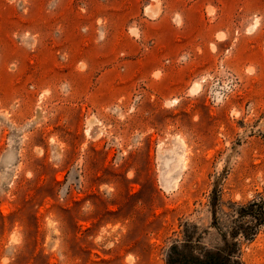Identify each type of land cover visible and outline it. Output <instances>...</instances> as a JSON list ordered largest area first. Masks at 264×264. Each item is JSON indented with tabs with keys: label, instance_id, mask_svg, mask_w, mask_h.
I'll use <instances>...</instances> for the list:
<instances>
[{
	"label": "rangeland",
	"instance_id": "374dc122",
	"mask_svg": "<svg viewBox=\"0 0 264 264\" xmlns=\"http://www.w3.org/2000/svg\"><path fill=\"white\" fill-rule=\"evenodd\" d=\"M5 2L0 264H166L186 236L264 264V225L231 238L264 201V0H138L116 29L36 34Z\"/></svg>",
	"mask_w": 264,
	"mask_h": 264
},
{
	"label": "crops",
	"instance_id": "0c3cea01",
	"mask_svg": "<svg viewBox=\"0 0 264 264\" xmlns=\"http://www.w3.org/2000/svg\"><path fill=\"white\" fill-rule=\"evenodd\" d=\"M6 0H0V15H5ZM24 1V0H23ZM18 3L15 7L20 12L21 8H28V28L33 33H48L54 30L71 32L81 27L93 26V24L103 19L108 21L107 28L116 29L119 26L127 25L130 18L139 12L138 0H26ZM79 2L86 4V14L80 11ZM195 9L192 5L181 12L184 16L194 15ZM86 19V21H85ZM190 23V19H187ZM3 22V20H2ZM19 21H16V23ZM17 23V24H18ZM21 29V28H20ZM111 45H109L110 47ZM174 51V50H173ZM159 61L160 56L155 57Z\"/></svg>",
	"mask_w": 264,
	"mask_h": 264
},
{
	"label": "trees",
	"instance_id": "16d2710c",
	"mask_svg": "<svg viewBox=\"0 0 264 264\" xmlns=\"http://www.w3.org/2000/svg\"><path fill=\"white\" fill-rule=\"evenodd\" d=\"M252 217L256 221L254 227L240 226L231 235L234 240L240 234L247 240H252L259 228L264 225V201H256L248 207L241 209L240 217ZM183 242L174 243L167 254L166 264H241L238 257V244L236 241L230 242L228 236L224 237V247L216 250L199 248L197 242L191 236H186Z\"/></svg>",
	"mask_w": 264,
	"mask_h": 264
}]
</instances>
